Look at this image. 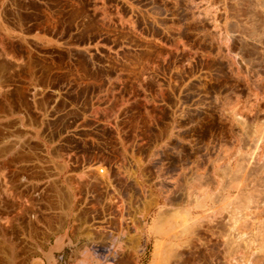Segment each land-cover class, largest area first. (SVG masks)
<instances>
[{
	"label": "rangeland",
	"instance_id": "1",
	"mask_svg": "<svg viewBox=\"0 0 264 264\" xmlns=\"http://www.w3.org/2000/svg\"><path fill=\"white\" fill-rule=\"evenodd\" d=\"M263 8L0 0V224L18 264H150L159 241L178 244L171 264H264ZM188 209L195 235L171 240ZM160 211L179 225L162 237Z\"/></svg>",
	"mask_w": 264,
	"mask_h": 264
},
{
	"label": "bare ground",
	"instance_id": "2",
	"mask_svg": "<svg viewBox=\"0 0 264 264\" xmlns=\"http://www.w3.org/2000/svg\"><path fill=\"white\" fill-rule=\"evenodd\" d=\"M240 1V0H239ZM236 2V1H235ZM247 3V2H246ZM249 3V2H248ZM238 4H239V2H238ZM241 4V3H240ZM263 3H261V5H262ZM238 7V6H237ZM250 7V6H249ZM248 7V8H249ZM256 7V6H255ZM254 7V8H255ZM260 7V6H259ZM234 8V7H233ZM250 8H252V6L250 7ZM249 8V9H250ZM256 9V8H255ZM255 9L252 11L253 12V14L254 13H256V11H255ZM264 9V8H263ZM257 10V9H256ZM258 10H259V8H258ZM257 10V11H258ZM261 10V9H260ZM246 12V11H245ZM259 12H261V11H258V13ZM238 13V12H237ZM244 13V12H243ZM260 14V13H259ZM246 15V14H245ZM247 15H248V13H247ZM249 15H251V13L249 14ZM262 15V14H261ZM252 16H254V15H252ZM243 17H246V16H243ZM248 17V16H247ZM256 19L258 18V17H255ZM264 18V17H263ZM253 19V18H252ZM246 20V19H245ZM250 20V19H249ZM259 21H260V24H262L263 23V21H264V19H263V21H261L260 20V17H259ZM253 22V21H252ZM258 22V21H257ZM262 22V23H261ZM249 23H251V21L249 22ZM255 23V22H254ZM264 24V23H263ZM250 25V24H249ZM252 25V24H251ZM259 25V24H258ZM262 26V25H261ZM264 26V25H263ZM253 27V26H252ZM256 27V26H255ZM244 28V27H243ZM242 28V29H243ZM248 28V27H247ZM235 29V28H234ZM249 29V28H248ZM250 29H252L251 27H250ZM262 29V28H261ZM236 30V29H235ZM260 30V29H259ZM241 31V30H240ZM237 32V31H236ZM250 32V31H249ZM263 32V31H262ZM246 33H248V32H246ZM252 33V32H251ZM255 33V32H254ZM257 33V32H256ZM259 33H260V31H259ZM240 34V33H239ZM262 34V33H261ZM248 35V34H247ZM252 35V34H251ZM257 35V34H256ZM249 36V35H248ZM253 36V35H252ZM261 36V35H260ZM1 37V36H0ZM260 38H262V37H260ZM1 40V43H6L5 41H6V39L4 40L3 38L2 39H0ZM261 43V42H260ZM1 45V44H0ZM6 46V45H5ZM5 46H3V45H1L0 47H2L3 48V50L5 49L4 47ZM2 48H1V50H2ZM7 48H8V44H7ZM10 48H12V47H10ZM15 48V47H14ZM0 50V51H1ZM2 50V52H4ZM8 50H9V48H8ZM13 51V50H12ZM16 52V51H15ZM2 54V53H1ZM0 54V55H1ZM4 54V53H3ZM2 56V55H1ZM0 56V57H1ZM3 57L4 56H2L1 57V59L2 60H4L3 59ZM0 59V60H1ZM13 60V59H12ZM16 60V59H15ZM16 63V62H15ZM18 65V64H17ZM19 65H20V63H19ZM12 66H14V65H12ZM8 67H10V66H8L7 65V63L4 61H0V75H2L3 74V72L4 71H6L7 69H8ZM13 68V67H12ZM11 68V69H12ZM17 68V67H16ZM15 68V69H16ZM19 68V67H18ZM14 69V70H15ZM15 72V71H14ZM13 72V73H14ZM14 76V75H13ZM12 76V77H13ZM5 77V76H4ZM14 80V79H13ZM3 81H4V79H3ZM3 81H1L0 83H2L3 84ZM9 81V80H8ZM2 84H0V87H2ZM17 86V85H16ZM4 87V86H3ZM12 87V86H11ZM6 89V88H5ZM4 92V91H3ZM3 94V93H2ZM7 94V93H6ZM3 96V95H2ZM4 97V96H3ZM9 101V100H8ZM4 108V107H3ZM2 160V159H1ZM102 172H103V170H101ZM241 171V170H240ZM107 177V176H106ZM195 178V177H194ZM202 178V177H201ZM108 179V178H107ZM193 179V178H192ZM199 179V178H198ZM200 180V179H199ZM201 181V180H200ZM194 183V182H193ZM199 183V182H198ZM200 185V184H199ZM175 188V187H174ZM191 188V187H190ZM58 190V189H57ZM62 191V190H61ZM58 193L60 192V191H57ZM65 194V193H64ZM187 194V193H186ZM60 195V194H59ZM62 196V195H61ZM66 196V195H65ZM67 197H69V196H67ZM188 197V196H187ZM1 198V197H0ZM191 199V198H190ZM204 199V198H203ZM58 200V199H57ZM66 199H64V201H65ZM170 201V200H169ZM197 201H199V200H197ZM196 201V202H197ZM65 203H66V201H65ZM64 203V204H65ZM202 204V203H201ZM188 208V207H187ZM6 211V210H5ZM182 211V210H181ZM177 212H178V210H177ZM176 212V217L177 218H181L182 219V221L184 220L185 222H183V223H185V226L186 225H188V228H187V226H186V228H183V232L181 231L180 232V234L181 235H177V232H175L176 230H174V232H173V234H175V236L173 235L172 237H170V238H172L171 240H176L177 238H179L180 236H182V233H184V229H186V230H189V235L190 234H194L195 235V233H194V225L195 224H193L192 222H190V223H188V224H186L187 223V221H189L190 219H191V212H190V209H188L187 211H182V212H184V214H185V216H182V214L181 215H179L180 213H182V212H178L177 213ZM193 213V212H192ZM172 214H174V212L172 213ZM172 216V215H171ZM174 216V215H173ZM172 216V217H173ZM180 216V217H179ZM184 217V218H182V217ZM6 218V217H5ZM15 218V217H14ZM166 218V219H165ZM193 218V217H192ZM2 219H3V217H2ZM169 218H167V217H165L164 216V212H162V211H160V212H158V215H157V217L155 218V220L153 221V224L151 225V227H149V229H148V232H149V234L150 235H157V236H159V237H162V236H165V235H167L168 233H169V228L171 229V227H167L168 225H169V220H168ZM171 219V218H170ZM6 220V219H5ZM9 220H10V218H9ZM166 220H168V221H166ZM172 220H173V218H172ZM176 220V219H175ZM2 221H4V220H2ZM1 221V224L2 223H4V222H2ZM12 221H15V220H12ZM191 221H193V220H191ZM8 221H6V223H7ZM10 222V221H9ZM170 222H171V220H170ZM177 222V221H176ZM180 222V221H179ZM12 223V222H11ZM10 223V224H11ZM15 223V222H14ZM168 223V224H167ZM181 223V222H180ZM0 224V264H16L17 263V261H18V258H19V254H18V251L17 250H19L20 248H19V245H21V244H19L18 246L16 245V243H17V240H12V237H10L9 236V234L12 232L13 233V235H14V233H16L17 231H19V230H16V228L13 226V225H9V223H8V225H5V226H7V227H2V225ZM13 224V223H12ZM173 224H175V223H173ZM172 224V225H173ZM182 224V223H181ZM181 224H180V226H181ZM17 225V224H16ZM4 226V225H3ZM174 226V225H173ZM176 226L179 228V225H177L176 224ZM175 226V227H176ZM183 226V225H182ZM184 226V227H185ZM175 227H172V229H175ZM177 227H176V229H177ZM18 229H19V227H18ZM264 229V228H263ZM182 230V229H181ZM185 230V231H186ZM193 230V231H192ZM168 232V233H167ZM171 232V231H170ZM224 232V231H223ZM18 233V232H17ZM232 233V232H231ZM178 234H179V232H178ZM193 235V236H194ZM168 237V236H167ZM250 238V237H249ZM191 239V238H190ZM189 239V240H190ZM193 239V238H192ZM179 240V239H178ZM250 240V239H249ZM20 241V240H19ZM25 241V240H24ZM193 241V240H192ZM247 241V240H246ZM157 242V241H156ZM165 242H168V241H165ZM165 242H163L164 244H165ZM170 242V241H169ZM169 242H168V244H167V247H166V249H165V245L164 246H162V241H159V242H157V244H156V246H155V251H154V253H153V259H152V261H151V263L150 264H171V258H172V260H173V257H176L177 259H178V261H181L180 259L181 258H179L180 256V254H181V252L179 253L178 252V250H177V248H175V246L177 247L178 246V244H175V245H173L172 244V246H174V247H171V244H169ZM180 242V241H179ZM249 242V241H248ZM170 243H172V241L170 242ZM247 243V242H246ZM24 244V243H23ZM248 244V243H247ZM170 245V247H168ZM18 247V248H17ZM170 248V249H169ZM178 248H179V246H178ZM25 251H26V248H25ZM20 252H21V250H20ZM23 252V251H22ZM52 253L54 254V251L52 250L51 252H49V253H45V255H46V259H47V264H56V260H55V257L52 255ZM179 256V257H178ZM261 261V260H260ZM174 262V261H173ZM175 263V262H174ZM244 262H242L241 264H243ZM18 264V263H17ZM20 264V263H19ZM178 264V263H177ZM244 264H260V262H259V260H257V258H255V260L254 261H251V260H245V263Z\"/></svg>",
	"mask_w": 264,
	"mask_h": 264
},
{
	"label": "crops",
	"instance_id": "3",
	"mask_svg": "<svg viewBox=\"0 0 264 264\" xmlns=\"http://www.w3.org/2000/svg\"><path fill=\"white\" fill-rule=\"evenodd\" d=\"M10 30L4 26L0 27V33H6L9 32ZM3 37H1L0 39H2ZM4 39V38H3ZM5 40V39H4ZM7 40V39H6ZM1 41V40H0Z\"/></svg>",
	"mask_w": 264,
	"mask_h": 264
}]
</instances>
